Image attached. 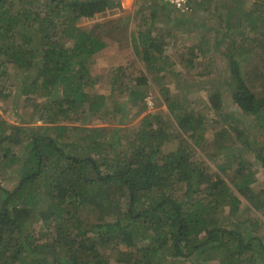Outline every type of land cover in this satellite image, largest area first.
I'll use <instances>...</instances> for the list:
<instances>
[{"label":"trees","instance_id":"trees-1","mask_svg":"<svg viewBox=\"0 0 264 264\" xmlns=\"http://www.w3.org/2000/svg\"><path fill=\"white\" fill-rule=\"evenodd\" d=\"M19 1L22 0H0V58L6 60V65L27 72L34 88L29 93L52 99L46 108L40 105L43 112L52 109L57 119L54 104L59 105L65 116L86 114L89 107L92 116H99L104 126L90 129L92 134L84 139L90 141L85 151L74 147L75 141L68 135L71 127L53 128L50 133L36 135L30 141L31 136H26L17 125L7 121L0 124V146L6 143V147L0 149L4 168L23 166L17 188L9 190L0 184V264H93L103 250L96 242L89 246L94 239L92 233L98 235L101 244L124 255L118 264H160L156 262L161 251L168 261L194 257L203 260L196 252L203 255L212 250L226 253L224 259H215H222V264H264V243L255 228L243 234L220 225L241 210L242 199L253 201L256 207L263 205L253 188L256 180L252 163L230 154L224 162L227 165L217 167L220 175H225L227 167L233 168L238 181L236 192L223 177L211 183L208 167H199L193 160L191 146L183 141L175 149L167 150L171 143L180 140L182 133L176 132L174 127L156 128L149 119L151 114L140 120L142 130L122 127L121 124L130 119L118 121L116 116H111L114 114L110 113L107 97H97L93 90L97 82L90 75L88 64H93L104 43L90 32H84L80 24L84 19L107 17L111 12L119 14L121 4L115 5L112 0H53L54 8L22 10L17 9ZM23 22H28L25 28L30 29L39 25L43 45L41 62L36 49L37 58L33 51L24 49V44L16 43L17 27L20 23L24 25ZM249 22L253 23L250 19ZM243 25L238 37L234 33L237 44L238 38L250 42V32L257 27ZM232 27L229 22V28ZM60 31L69 39L61 45L57 42ZM145 42L138 53L142 52L143 59L148 63L152 61L151 64L154 58L163 57L169 46L165 37L149 38ZM244 42L236 49L255 54L256 48ZM237 50L229 62L236 82L232 105L245 115L259 119L264 115V98L248 86L250 73L246 71L243 76L235 56ZM191 59L181 63L183 68L192 66ZM5 63H0V83L12 80L9 69L6 73L1 71ZM57 84L64 86H61V94L57 92ZM12 99L15 94L7 87L0 91L2 105ZM174 99L167 91L165 102L170 115L177 118L175 127L191 141H203L199 134L205 130L204 117L196 118L182 100ZM210 99L215 107L221 106L220 91L213 92ZM162 116L153 115V118L159 124ZM43 120L51 123L49 118ZM227 123L219 136L222 139L229 136L228 146L241 144L245 137L239 127L241 122L233 117ZM248 143V148L257 146L255 141ZM19 145L25 147L23 155L17 153ZM114 145L115 157L111 158L109 151ZM255 151L257 158L264 161V148ZM98 155L101 161L96 159ZM1 176L0 173V181ZM208 183L211 185L207 195L214 200L200 205L193 202L194 196L201 192L197 186ZM41 187L43 190L38 192ZM228 207L229 214H225ZM92 211L101 212L107 219L92 226L85 221L82 224L80 217ZM221 214L223 218L217 222ZM35 222L39 224L38 232ZM58 242L65 243L60 259L52 257L56 255ZM71 244L78 245L76 250ZM47 248L52 249L49 255L44 251Z\"/></svg>","mask_w":264,"mask_h":264},{"label":"rangeland","instance_id":"rangeland-1","mask_svg":"<svg viewBox=\"0 0 264 264\" xmlns=\"http://www.w3.org/2000/svg\"><path fill=\"white\" fill-rule=\"evenodd\" d=\"M257 1L259 2H255V0H191L188 9L181 10L171 4H165L161 0H112L115 5L116 3L121 4L119 14L111 12L112 15L107 17L84 19L80 26L84 32H90L104 43L101 52L94 57L93 64H88V68L91 69L90 75L97 82L93 89L97 93V97H107L106 100L110 102V113L114 114L111 116H116L118 121L130 119L128 123L121 124L122 127L133 126L142 130L140 120L149 114L152 115L149 119L156 128L167 130L169 127H174L176 132L182 133V136L180 140L171 143L167 150L175 149L184 141L186 146H191L192 158L199 167L204 168L205 165L208 167L211 183L217 177H223L234 192H236L238 181L233 168L227 167V170L224 171L225 175H220L217 167L220 164L226 166L227 164L224 162L226 163V158L230 154H234L238 160L252 163L256 180L255 184L253 183V188L260 195L259 202L263 205L256 207L253 201L242 199L241 210L230 215L227 222L220 225L230 230L237 229L243 234H247V231L251 230L250 228H255L264 243V161L257 158V151H255L264 148V115L261 114L258 119L255 115H245L233 108V92L236 82L232 77L231 69H229V62L231 57L234 58V51L237 50L239 43L244 42L238 38V45L235 42V37L239 36L238 34L244 27L243 24L256 25L257 27L253 29L254 33L250 32V42H244L246 45H253L256 48L254 49L255 54H245L237 50L235 56L240 62L243 76L245 77L244 72L246 71L250 73L248 86L254 88L256 92H259V96L264 98V0ZM52 2L53 0H22L19 1V4L17 2L16 6H18L17 9L22 10H35L36 8L45 10L56 6L51 4ZM249 19L253 23H250ZM229 22L231 27L233 22L232 29L229 28ZM27 23L24 25L20 23L17 27L16 43L20 46L24 44V49L33 51L35 57L36 49L39 56L36 58L41 62L43 45L41 46L39 25H33V28L30 29L25 28ZM58 25L62 26L61 23ZM250 28L252 29V27ZM141 33L143 37L142 35L140 37ZM234 33L237 34L235 37ZM58 35L61 36L57 41L60 45L69 41L61 31ZM160 37L168 39L169 46L166 48V52L161 55L163 57H153V64H151L152 61L148 63L143 59V53H138V48L147 39H160ZM189 58L193 60L190 63L192 66L185 69L181 63ZM5 61L2 59L0 63H5ZM37 66L38 64L35 69ZM8 69L12 80L1 82L0 91L7 87L8 91L15 94V99L3 105L0 103V124L7 121L17 125L26 136H31L28 139L30 141L36 135L50 133L53 128L71 127L68 135L71 140L75 141L74 147L77 149L82 147L86 151L90 141L84 139L92 134L90 129L104 126L98 119L99 116L95 114L92 116L89 107H87L86 114L70 113L65 116L60 112L59 105L54 104V110L59 115L57 119H54L55 114L52 109L49 112H43L40 107L42 104L45 107L52 99L49 96L38 97L39 95L35 92L29 93L34 88L31 85L32 79L26 76L27 72L19 70L14 65H6V63L2 66L1 71L6 73ZM61 86L64 87L61 84L56 85L59 94L62 93H60ZM167 91L171 93L172 97H175L174 100H182L183 105H187V109H190L196 118L204 117L205 130L202 135L197 133L196 136L198 137L199 134L203 141H191L183 131L177 126L175 127L177 118L170 115L165 102ZM216 91H220L222 98L219 108L215 107L210 99L212 93ZM153 115H163L164 122L158 124ZM45 117L50 119V124L44 122ZM233 117L241 122L239 127L245 132V137L241 144L228 146V140H230L228 134L226 133L228 137L222 139L219 133L228 124V119ZM172 131L174 133V130ZM247 141H251V143L255 141L257 146L254 149L248 148ZM2 146L6 147V143H3ZM115 147L116 145L109 151L111 158L115 157ZM120 149L118 147L117 150ZM16 150L19 155L26 152L23 145L17 146ZM1 156L3 155H0V173L2 175L0 184L5 189L13 190L19 185L20 171L23 166L4 168ZM96 159L101 161L99 155ZM211 183L197 186L201 192L194 196L196 199L193 202L200 205L214 200L207 195ZM40 190L42 191L43 188H39L38 192ZM218 198L220 199V196ZM229 211L228 207L224 213L229 214ZM86 213L89 215L81 216L80 220L81 223L85 221L87 225L104 223V220L107 219L101 212ZM85 217L87 219H84ZM217 217V222H219L223 218V214ZM35 223L34 227L38 232L40 231L39 224ZM92 235H94V239L93 242H89V246H93V243L96 242V246L103 250L102 256L93 264H118L124 255L110 246L101 244L97 234L92 233ZM71 240L69 238V241ZM71 245L74 246V250L78 247L75 244ZM64 246L65 243L58 242L56 255L52 257L60 259ZM44 251L49 255L52 249L47 248ZM161 252L156 263L222 264L224 263L222 259L217 261L215 259L221 257L224 259L226 254L220 250H212L211 253L203 255L196 252V256H203L205 260L194 257L184 261H168L165 259V252ZM210 257L211 259H209Z\"/></svg>","mask_w":264,"mask_h":264},{"label":"built area","instance_id":"built-area-1","mask_svg":"<svg viewBox=\"0 0 264 264\" xmlns=\"http://www.w3.org/2000/svg\"><path fill=\"white\" fill-rule=\"evenodd\" d=\"M164 2L171 4L181 10H187L189 5V0H164Z\"/></svg>","mask_w":264,"mask_h":264},{"label":"clouds","instance_id":"clouds-1","mask_svg":"<svg viewBox=\"0 0 264 264\" xmlns=\"http://www.w3.org/2000/svg\"><path fill=\"white\" fill-rule=\"evenodd\" d=\"M161 1L164 2V0H161ZM190 1H191V0H189V3H190ZM164 3H165V4H168V3H166V2H164ZM90 19H91V18H90ZM90 19H89V20H90Z\"/></svg>","mask_w":264,"mask_h":264}]
</instances>
